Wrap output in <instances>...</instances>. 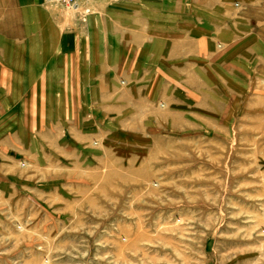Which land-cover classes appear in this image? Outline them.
I'll return each mask as SVG.
<instances>
[{"label":"rangeland","instance_id":"obj_1","mask_svg":"<svg viewBox=\"0 0 264 264\" xmlns=\"http://www.w3.org/2000/svg\"><path fill=\"white\" fill-rule=\"evenodd\" d=\"M251 3L250 30L219 31L185 78L158 72L140 111L89 112L100 152L66 157L59 126L58 166L44 150L22 160L19 193L0 191V264H264V0Z\"/></svg>","mask_w":264,"mask_h":264},{"label":"crops","instance_id":"obj_2","mask_svg":"<svg viewBox=\"0 0 264 264\" xmlns=\"http://www.w3.org/2000/svg\"><path fill=\"white\" fill-rule=\"evenodd\" d=\"M2 1L0 191L19 193V183H26L22 160L36 149L49 153L51 167L59 165V126L67 129L66 157L100 152L102 140L82 132L89 112L107 120L140 111L153 99L158 72L176 70L185 78L191 64L216 55L219 31H236L229 36L240 39V28L250 30L255 0H84L71 9L48 0ZM86 9L91 14L84 22ZM47 128L49 145L42 149ZM57 173L50 170V191H57Z\"/></svg>","mask_w":264,"mask_h":264},{"label":"built area","instance_id":"obj_3","mask_svg":"<svg viewBox=\"0 0 264 264\" xmlns=\"http://www.w3.org/2000/svg\"><path fill=\"white\" fill-rule=\"evenodd\" d=\"M49 1L51 2V4L70 8V7L79 6L84 0H49ZM85 12L88 13L89 9H86Z\"/></svg>","mask_w":264,"mask_h":264}]
</instances>
